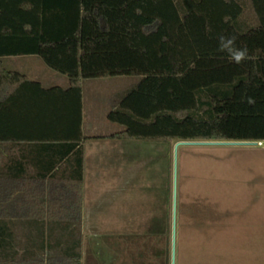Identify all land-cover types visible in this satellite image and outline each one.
Listing matches in <instances>:
<instances>
[{
    "label": "trees",
    "instance_id": "trees-1",
    "mask_svg": "<svg viewBox=\"0 0 264 264\" xmlns=\"http://www.w3.org/2000/svg\"><path fill=\"white\" fill-rule=\"evenodd\" d=\"M30 56L68 88L4 63ZM114 77L139 81L110 97L112 139L264 143V0H0V141L19 119L40 152L0 167V264H82V84Z\"/></svg>",
    "mask_w": 264,
    "mask_h": 264
},
{
    "label": "rangeland",
    "instance_id": "rangeland-1",
    "mask_svg": "<svg viewBox=\"0 0 264 264\" xmlns=\"http://www.w3.org/2000/svg\"><path fill=\"white\" fill-rule=\"evenodd\" d=\"M23 64L30 77L53 72L39 57ZM138 81L114 77L83 85L86 136L123 130L108 121L109 99ZM166 144L167 197L148 205L147 219L133 213L126 221L96 222L101 229L96 234L101 236L93 231L85 235L86 264L110 259L117 264H172L173 214L175 264H264V144ZM133 165L115 174L117 180L153 178L151 171H134ZM116 232L125 234L105 235Z\"/></svg>",
    "mask_w": 264,
    "mask_h": 264
},
{
    "label": "crops",
    "instance_id": "crops-1",
    "mask_svg": "<svg viewBox=\"0 0 264 264\" xmlns=\"http://www.w3.org/2000/svg\"><path fill=\"white\" fill-rule=\"evenodd\" d=\"M30 57H9L4 59L7 69L25 74L30 79L42 83L45 88L62 87L68 88L69 81L66 76L59 75L55 72L47 74L45 77L37 75V73L28 75L23 62ZM37 78V79H36ZM111 79V78H107ZM100 79V80H107ZM88 80L83 81V85ZM110 100V99H109ZM83 95V121L82 133L86 140L84 147V182H83V249L82 264L85 261V235L89 231L101 230L96 222L103 221H126L132 219L131 214H144V219L148 217V205L158 201L160 203L165 200L168 195L169 182L168 175H165L164 163L169 166L168 145L162 142H146L112 139L114 135H87L85 134V105ZM95 119V116H93ZM11 123V124H10ZM3 133L9 135V139L0 141V167L6 168L17 163L19 169L26 166V157H32L31 143L23 136L26 130L20 123L19 119H12L6 122ZM36 130V128L34 129ZM88 130H93V126L89 124ZM8 132V133H7ZM94 132V131H93ZM92 134V133H91ZM33 157H37L40 153L38 148ZM166 152V153H165ZM133 154V155H132ZM137 156L134 160H127L128 157ZM32 157V158H33ZM134 164V171L152 172L151 179L136 180L132 182H121L117 180L115 174L123 170L125 165ZM14 165L13 167H18ZM30 172L36 171L35 166L28 165ZM24 169V168H23ZM158 172V175L156 173ZM158 177V179H157ZM144 178V176H143ZM160 201V202H159ZM143 205V206H142ZM142 206V207H141ZM123 213L125 215L123 216ZM161 217H159L160 219ZM158 219V220H159ZM164 219V218H163ZM154 220H156L154 218ZM153 220V221H154ZM113 231V230H112ZM117 231H119L117 229ZM150 231L153 230L150 229ZM125 234V233H124ZM119 232L105 234L106 236L124 235ZM95 264H117L115 260L99 261Z\"/></svg>",
    "mask_w": 264,
    "mask_h": 264
},
{
    "label": "clouds",
    "instance_id": "clouds-1",
    "mask_svg": "<svg viewBox=\"0 0 264 264\" xmlns=\"http://www.w3.org/2000/svg\"><path fill=\"white\" fill-rule=\"evenodd\" d=\"M236 39L235 35L220 37V48L228 52L232 62L241 63L248 58V52L246 48L236 47Z\"/></svg>",
    "mask_w": 264,
    "mask_h": 264
},
{
    "label": "water",
    "instance_id": "water-1",
    "mask_svg": "<svg viewBox=\"0 0 264 264\" xmlns=\"http://www.w3.org/2000/svg\"><path fill=\"white\" fill-rule=\"evenodd\" d=\"M188 144L261 145V143H257V142L210 141V142H178L176 143V147L180 145H188ZM172 264H175V214H173Z\"/></svg>",
    "mask_w": 264,
    "mask_h": 264
},
{
    "label": "bare ground",
    "instance_id": "bare-ground-1",
    "mask_svg": "<svg viewBox=\"0 0 264 264\" xmlns=\"http://www.w3.org/2000/svg\"><path fill=\"white\" fill-rule=\"evenodd\" d=\"M262 144H264V143H262Z\"/></svg>",
    "mask_w": 264,
    "mask_h": 264
}]
</instances>
